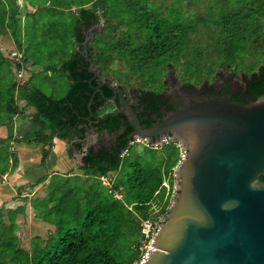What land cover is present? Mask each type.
<instances>
[{
	"label": "trees",
	"instance_id": "1",
	"mask_svg": "<svg viewBox=\"0 0 264 264\" xmlns=\"http://www.w3.org/2000/svg\"><path fill=\"white\" fill-rule=\"evenodd\" d=\"M24 1L29 5L40 3L36 0ZM46 1L66 5L64 0ZM72 2V5L69 4L74 6L77 12L72 19L73 48L77 44L76 41L82 39V25L98 23L101 17L107 21L110 16L116 18L115 13L119 5L130 15L128 26H133L142 35V44L131 52L142 67L171 60L172 56L183 52L188 41L189 29L179 9H169V14L164 15L150 0ZM256 2V9L222 12L220 18H217L221 28L227 30V36L230 32V38L223 43L228 53L220 51L226 55L227 64L230 66V61L237 58L242 50L239 45H244L247 30L251 31L248 29L251 20L256 19L253 15L260 14L264 18V0ZM89 3L90 7L87 6ZM70 6L68 8L71 9ZM18 9L15 0H0V29L9 27L14 33L17 29ZM98 9L101 10V15L97 13ZM223 22L228 24V28L223 26ZM262 40L264 41V32ZM0 57V124L11 123L13 118L22 112L19 110L18 100H25L26 106L35 108L50 131L47 135L41 132L34 140L36 143L52 140L56 136L69 140L76 138L74 147L82 150L84 131L88 128L104 130L109 136L107 142L99 147L92 146L85 150L79 168L86 172V175L65 177L61 182L54 184V193L50 199H39L35 203L37 216L56 225L55 232L47 237L43 248L37 246L39 241L34 243V240L31 244L32 252L23 248L16 234L14 220L11 219L9 225L0 223V264H131L140 253L141 220L153 214L154 218L162 216L168 210V199L158 206L155 196L158 195L162 199L165 192L164 180L179 157L174 155L167 158L162 167V160L156 157V149L152 145L148 144L143 153L136 157L127 156L130 147L123 152L127 142L126 136L132 128L119 108L113 107L110 111L100 113L99 109L107 102L104 97L112 95L106 87H102L101 91L93 95L88 107V101L93 94L91 85H96L98 81L92 80V74L87 69L88 60L74 49L71 56L61 60L57 66H46V71L64 74L70 82L67 93L60 98L49 96L39 88L30 87L28 80L17 85L5 78V72H11L3 66L5 60L1 51ZM22 57L19 56L18 63ZM263 94L264 65L248 77L246 86L242 87L241 93L235 98L237 102L248 103ZM242 98L246 101H240ZM140 103L142 110H139L140 106L133 108L141 125L149 127L151 121H155L152 116H161L160 109L164 100L155 91L144 90L141 91ZM168 147L173 148V143L162 145V148ZM50 148L47 146L42 150V165L48 158ZM5 150L1 145L0 152ZM2 154L0 162L1 170H4L7 156L3 157ZM69 154H72L70 149ZM110 172H117L118 176L117 179H111V183L106 186L99 178L106 177ZM260 179L264 182V174Z\"/></svg>",
	"mask_w": 264,
	"mask_h": 264
},
{
	"label": "water",
	"instance_id": "2",
	"mask_svg": "<svg viewBox=\"0 0 264 264\" xmlns=\"http://www.w3.org/2000/svg\"><path fill=\"white\" fill-rule=\"evenodd\" d=\"M167 65L164 84L176 79ZM87 69L95 79L99 70L91 58ZM214 76L224 78L223 70ZM102 87L132 128L123 152L136 140L161 146L169 138L183 148L170 207L158 220L154 249L139 264H264V94L248 103L197 97L145 128L128 99L141 91L125 92L105 76L91 85L88 107Z\"/></svg>",
	"mask_w": 264,
	"mask_h": 264
},
{
	"label": "rangeland",
	"instance_id": "3",
	"mask_svg": "<svg viewBox=\"0 0 264 264\" xmlns=\"http://www.w3.org/2000/svg\"><path fill=\"white\" fill-rule=\"evenodd\" d=\"M36 1L40 3L29 5L24 0H16L19 8L16 16L17 29L14 33L9 27L0 29V51L5 60L3 66L11 72H5V78H9L17 85L28 80L30 87L39 88L49 96L60 98L67 93L70 82L64 74L46 71V66H57L61 60H66L71 56L74 49L71 40V35L74 33L72 19L77 12L75 7L69 4H73L72 0H64L66 5L46 0ZM150 1L164 15H168L169 9L173 8L181 11L183 21L189 29L188 41L183 52L172 56L171 60L164 61V63H151L142 67L131 53L142 44V35L133 26H128L127 21L130 15L124 7L119 5L115 13L116 18L110 16L107 21L101 17L99 21L101 27L95 34V38L89 42L95 50L94 66L100 69L102 78L105 76L118 84H123L126 91L130 87L135 91L137 89L140 91L153 90L159 94L170 90L169 84L163 83L169 70L167 64L174 68L172 75H176L179 85L189 83L195 87H199L204 80L207 83L215 82L217 76L214 75L217 69H221L223 72L233 71L239 77L240 81H237L240 83L244 82L241 80V74L249 77L261 65H264V41L262 40L264 18L260 14L253 15L256 19L251 20V25L248 28L251 31L247 30L245 34L246 43L239 45L242 46V50L237 58L232 60L234 62L230 61L231 66H226L228 62L226 55L220 53L221 50L228 53L223 43L227 38H230V32L227 36V30L221 28L222 25L217 22V18H220L222 12L231 13L235 10L245 11L247 8L249 10L250 8L256 9L258 4L256 0ZM69 6L71 9L68 8ZM87 6L90 7L91 3ZM54 7L55 9H50ZM97 13L102 14L100 9ZM223 26L228 28V24L224 22ZM21 55L23 59L18 63ZM45 74L50 75L47 78ZM23 102L25 103V100ZM113 105L107 101L99 109L100 113L112 110ZM104 135H107L104 130H90L86 135L83 147L85 145L92 146L97 139ZM170 143H173V148L152 145L156 149V157L162 160V167L166 159L174 157V155L179 157L177 165L183 154V148L179 142H172L168 138L164 144ZM146 146H148L146 141L136 140L130 144V151L126 154L128 157L140 156ZM1 152L0 155L4 153ZM77 153L79 165L75 169L77 174L83 176L87 173L79 169L82 153ZM2 155L4 157V154ZM176 165L164 180L165 192L162 199L158 195L155 196V200L159 203L158 206L162 205L167 198L169 203L166 206L168 209L170 207L175 192ZM117 176V172H110L106 177H100L99 180L108 186L111 179H117ZM154 216L153 214L148 217L153 219ZM44 245L45 241H42V248Z\"/></svg>",
	"mask_w": 264,
	"mask_h": 264
},
{
	"label": "crops",
	"instance_id": "4",
	"mask_svg": "<svg viewBox=\"0 0 264 264\" xmlns=\"http://www.w3.org/2000/svg\"><path fill=\"white\" fill-rule=\"evenodd\" d=\"M45 75L48 78L50 74ZM18 107L22 112L11 123L0 124V146L5 147L7 156V165L4 170L0 168V223L9 225L13 219L21 246L32 252L33 240L34 243L39 241L37 246H42V240L53 235L56 228L54 223L37 216L35 203L39 199H50L56 182L78 173L75 169L79 165L77 152L81 150L74 147L76 138L56 136L36 143L34 140L41 132L47 135L50 131L34 107L26 106L23 100H18ZM47 146L51 147L50 153L42 165V150Z\"/></svg>",
	"mask_w": 264,
	"mask_h": 264
},
{
	"label": "flooded vegetation",
	"instance_id": "5",
	"mask_svg": "<svg viewBox=\"0 0 264 264\" xmlns=\"http://www.w3.org/2000/svg\"><path fill=\"white\" fill-rule=\"evenodd\" d=\"M99 29L100 27L97 26V23H92L89 26L82 25V29H81L82 39L76 41L77 44L75 45L74 48L75 52H79L87 60L91 58V60L93 61L95 56V50L94 47L89 44V42L95 38V34ZM96 68L97 70H99V73L95 79L99 82L102 79L101 71L98 67ZM247 79L248 77L244 76V82L239 83L237 80L240 81V79L239 77H237V75L234 72L225 71L224 78L220 77V79L215 80V82L213 83H204L199 87L192 86V84L179 85L176 79L172 80V82L166 81V84H170L169 85L170 90L168 88L169 92L161 94L162 99L164 100V104L161 106L160 109L161 116L159 117L156 115L152 116L155 119V121L152 120L151 125L159 122L165 115L171 113L172 111H175L180 107L186 106L189 102H193L197 97L202 99L203 98L216 99L225 96L232 101H238L236 100L235 97H237L241 93L242 87L246 86ZM124 91L126 92L125 87H124ZM128 99L129 101H131V103L135 105V107L140 106L139 110H142V105L140 103L141 92L138 94H130L128 96ZM240 101H246V100L242 98ZM113 103H114V107L119 108L117 102L114 101ZM91 128L96 129L95 127H90L84 131L83 145L86 139V135L89 133ZM108 139L109 136L102 140H99L98 142H96V144L93 147L96 148L99 147L100 144L107 142ZM84 147H82L81 150L82 156L84 155L85 150L88 148V146L85 145Z\"/></svg>",
	"mask_w": 264,
	"mask_h": 264
},
{
	"label": "built area",
	"instance_id": "6",
	"mask_svg": "<svg viewBox=\"0 0 264 264\" xmlns=\"http://www.w3.org/2000/svg\"><path fill=\"white\" fill-rule=\"evenodd\" d=\"M161 218V216H157L156 218H143L141 220V227H140V233H141V244L139 246L140 253L138 257L131 263V264H139V262H142L147 257V251L148 249H151L154 247L152 246V238L154 237V234L158 230V220Z\"/></svg>",
	"mask_w": 264,
	"mask_h": 264
}]
</instances>
